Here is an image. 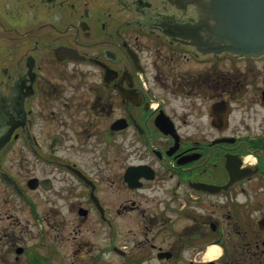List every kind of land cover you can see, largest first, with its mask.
Segmentation results:
<instances>
[{"label": "flooded vegetation", "instance_id": "af4514ba", "mask_svg": "<svg viewBox=\"0 0 264 264\" xmlns=\"http://www.w3.org/2000/svg\"><path fill=\"white\" fill-rule=\"evenodd\" d=\"M196 17L0 0V264H264V56Z\"/></svg>", "mask_w": 264, "mask_h": 264}, {"label": "water", "instance_id": "95a60500", "mask_svg": "<svg viewBox=\"0 0 264 264\" xmlns=\"http://www.w3.org/2000/svg\"><path fill=\"white\" fill-rule=\"evenodd\" d=\"M207 9L217 18L218 50L264 52V0H210Z\"/></svg>", "mask_w": 264, "mask_h": 264}]
</instances>
